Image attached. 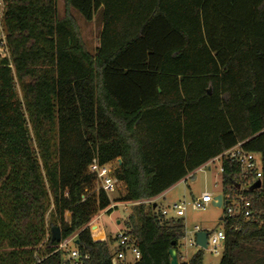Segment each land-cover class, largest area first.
Masks as SVG:
<instances>
[{
	"label": "trees",
	"instance_id": "16d2710c",
	"mask_svg": "<svg viewBox=\"0 0 264 264\" xmlns=\"http://www.w3.org/2000/svg\"><path fill=\"white\" fill-rule=\"evenodd\" d=\"M63 1L58 16L56 0H5L0 264H113L117 235L88 226L112 211L94 159H119L113 203L138 201L120 230L135 264H171V248L179 264H203L200 250L181 260L182 219L150 201L237 143L260 154L261 185L221 158L223 199L251 204L249 218L221 217L218 264H264L251 244L264 242V0ZM75 10L87 22L99 12L93 54ZM70 237L74 248L60 249Z\"/></svg>",
	"mask_w": 264,
	"mask_h": 264
},
{
	"label": "rangeland",
	"instance_id": "374dc122",
	"mask_svg": "<svg viewBox=\"0 0 264 264\" xmlns=\"http://www.w3.org/2000/svg\"><path fill=\"white\" fill-rule=\"evenodd\" d=\"M57 1V14L62 16L64 13V1ZM73 16L77 19L82 38L87 45L88 50L93 54L95 48L98 45V33L101 28V19L99 12H95L93 20L90 22L82 19L81 15L75 10L73 11ZM5 51L3 47L0 48V55L4 54ZM257 158V156H255ZM219 160H213L209 166L211 169L208 170L207 167L201 170L196 169L193 177H188L186 180H181L176 182L171 188L165 192L156 196L155 199L150 202L156 203L159 209H167L171 215H174L173 204H181L184 206V215L180 216L182 223L184 224L183 237L178 240L179 242V254L182 261H188L196 251L202 252V263L203 264H218L223 251L224 241L218 240L216 243V252L214 251V244L210 243L206 248H202L195 245H190V240L193 237V231L195 226L199 229L207 232L211 235L213 232L224 229V222L220 219L225 214L226 203L223 200L221 194V184L219 172ZM210 193L211 196L221 195L223 200L222 204L217 207L212 204H206L205 208L192 207L194 200H197L200 195L204 192ZM117 190L108 193L110 198L112 211L110 213L104 212L101 216H95L94 223L98 228L103 230L105 237L114 238L120 230L123 229L122 221L129 213L132 206L128 204H123L121 202L113 203V199L117 196ZM51 208V207H50ZM52 209V208H51ZM100 216V217H99ZM48 217L46 215V222H48ZM68 217V213L66 214ZM120 221V222H119ZM119 222V224H117ZM98 231V230H97ZM93 232V231H92ZM99 235L97 232L94 233ZM254 248L264 252V242L256 241L251 243ZM250 244V245H251ZM67 248L73 249V242L67 243ZM246 255V254H245ZM250 256V254H248ZM241 256L243 260L249 258V256Z\"/></svg>",
	"mask_w": 264,
	"mask_h": 264
},
{
	"label": "built area",
	"instance_id": "2783aa9c",
	"mask_svg": "<svg viewBox=\"0 0 264 264\" xmlns=\"http://www.w3.org/2000/svg\"><path fill=\"white\" fill-rule=\"evenodd\" d=\"M6 10V2L5 0H0V48L3 47L4 51H6V30H5V21H4V15ZM257 156V158H255ZM222 157H226L229 160L232 159L233 161H236L241 166V173L245 179H248L247 184L249 185V181L255 182L256 180H259L258 178L261 176V156L258 153L252 152V151H245L240 143H237L236 145L232 146L229 150L223 152L219 156L211 159L206 164L202 165L198 169L201 170L204 167H207L210 169L209 164L215 160L218 159L219 162ZM118 159L112 163L107 164H98L97 161L94 159L87 167L88 171L95 174L98 182L99 187L102 188L105 192L109 193L111 191L118 190L117 187V179L113 175L114 168L118 164ZM219 172L221 173L223 171V167L219 164ZM249 175L252 177L249 178ZM243 188V187H242ZM229 198V197H228ZM224 200V199H223ZM221 198V204L223 202ZM214 196H211L210 193L204 191L200 197L197 200L193 201L192 207L197 208H205L206 204H212V202H216ZM138 202V201H137ZM137 202H130V203H123L128 205H134L137 204ZM224 203H226L224 201ZM250 204L247 199H245L242 195H237L236 197L229 198V201L226 203L225 208V214L228 216L235 215V214H242L245 218L250 217ZM174 206L172 209L174 210V217H180L184 215V206L181 204H173ZM161 215L164 218L169 217L171 214L169 213V210L167 209H161ZM201 229L198 228V226H195V229L193 231V237L190 240V245H195V237L194 232L200 231ZM117 238V244L120 247H123L120 250L115 251L111 257V263L113 264H135L139 260L140 252L139 250L127 243V237L123 235L122 232H119L116 236ZM72 239V237L64 239L63 242L59 244V248H67V243ZM218 240H224V232L222 230H218L216 232H213L211 235H209L206 232V241L207 246L212 243L214 244V251L216 252V243ZM77 257L76 250H71L70 254L67 258L73 259Z\"/></svg>",
	"mask_w": 264,
	"mask_h": 264
},
{
	"label": "water",
	"instance_id": "95a60500",
	"mask_svg": "<svg viewBox=\"0 0 264 264\" xmlns=\"http://www.w3.org/2000/svg\"><path fill=\"white\" fill-rule=\"evenodd\" d=\"M118 162H119V159H118ZM260 185H261V183L259 180H256L255 182L252 183L253 188H258V187H260ZM214 197L217 201L212 202V203H213V205L219 207L221 205V203H220L221 202V195H216ZM153 207L155 208L156 205L153 204ZM194 237H195V242L198 246H200L202 248L207 247L206 232L205 231H203V230L195 231ZM50 239H51V241H55V242L61 241V232H60L59 226H51V237H50ZM174 243L175 242H173L172 244L174 245ZM168 253H169L171 264H179V261L177 260V250L175 248H171L168 251Z\"/></svg>",
	"mask_w": 264,
	"mask_h": 264
},
{
	"label": "crops",
	"instance_id": "0c3cea01",
	"mask_svg": "<svg viewBox=\"0 0 264 264\" xmlns=\"http://www.w3.org/2000/svg\"><path fill=\"white\" fill-rule=\"evenodd\" d=\"M100 29H101V28H100ZM210 169H211V166H210ZM210 169H208V170H210ZM194 172H195V171H194ZM194 172H193V174H194ZM193 174L191 175V177L194 176ZM191 177H190V178H191ZM182 180H186V178H185V179H182ZM219 180H220V179H219ZM180 181H181V180H180ZM110 206H111V205H110ZM103 213H104V211H103V212H100V214H98V215L101 216ZM98 215H97V216H98ZM100 216H99V217H100ZM95 218H96V217H95ZM93 220H94V218L88 223V226H90V228L92 229L93 233H96V232H97V233L99 234L98 236H101V237H104V238H105L104 233H103V230H101V228L99 229L98 226L95 225V224L91 225V224L94 223V221H95V220H94V221H93ZM119 222H120V221H119ZM119 222H117V224H119ZM97 230H98V231H97ZM96 235H97V234H96Z\"/></svg>",
	"mask_w": 264,
	"mask_h": 264
}]
</instances>
